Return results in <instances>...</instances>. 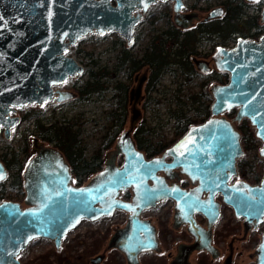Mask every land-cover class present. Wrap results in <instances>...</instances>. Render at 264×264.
I'll use <instances>...</instances> for the list:
<instances>
[{
  "label": "water",
  "instance_id": "water-1",
  "mask_svg": "<svg viewBox=\"0 0 264 264\" xmlns=\"http://www.w3.org/2000/svg\"><path fill=\"white\" fill-rule=\"evenodd\" d=\"M155 1L0 0L3 136L8 138L10 128L18 122V115L13 113L16 108L43 106L74 95L69 89L53 88L83 70L82 64L68 54L70 44L86 33L115 31L125 45H130L134 25ZM181 6V0H172L173 20L186 26L196 18V12H180ZM220 11L221 7L215 6L207 16ZM259 21L264 22V5ZM192 59L202 70L208 69L207 60ZM210 59L213 68L225 71L227 78L209 84L208 116L188 125L158 154L146 156L134 143L131 130L139 114L134 104L128 127L117 134L102 166L82 184L73 183L69 164L58 148L33 137V153L21 171V203L0 201V264H20L16 256L30 237L51 239L53 247L58 248L81 219L94 220L116 209L125 211L126 218L110 233L103 251L116 248L124 256V264H140V253L159 247L155 224L140 213L167 198L173 200L171 225L184 224L193 238L177 244L169 264H190L192 250L204 249L212 257L218 254L211 243V228L219 216L220 202L230 206L234 217L241 218L242 235L263 222L252 252L254 264H264V34L257 40L239 37L230 47L217 44ZM232 108L235 112L229 119L223 113ZM242 118L247 119L260 141L257 153L262 158V173L254 183L235 178L236 160L243 149L234 123ZM186 141L190 142L181 148ZM175 167L193 186L185 189L167 183L166 177H171ZM0 170L5 178L7 170L1 161ZM124 189L130 191L128 199L119 197ZM216 193L220 201L214 197ZM193 213L202 215L203 223ZM101 256L97 253L89 261L95 263Z\"/></svg>",
  "mask_w": 264,
  "mask_h": 264
},
{
  "label": "rangeland",
  "instance_id": "rangeland-1",
  "mask_svg": "<svg viewBox=\"0 0 264 264\" xmlns=\"http://www.w3.org/2000/svg\"><path fill=\"white\" fill-rule=\"evenodd\" d=\"M219 1L220 0H196L199 5L198 11L205 14L210 7L217 5ZM159 4V2L151 3L146 9V13L142 15L139 23H137L134 27L133 34L135 41L130 49L131 51H136L141 48V46L148 40L151 32H154L155 28H161L163 24L162 20L150 17L151 13L154 14L158 11ZM147 13L150 16H147ZM121 44H125L124 39L115 31H109L103 35L87 33L77 39L74 44H70L68 54L72 55L81 63H84L82 62L83 60H87L88 65L98 66V68L95 69L94 67H90L93 70H99L100 68L103 69L105 67L108 70H111L110 67L115 58L116 50H118V46ZM215 45L217 44H215L213 39L206 40V38H202L199 40L197 48H208L207 51L211 52ZM208 56L209 55H207V57ZM103 65L105 67H103ZM204 75L205 73L197 70L194 72L192 79H190V81H186L177 74H164L160 80L155 83L154 89L151 92V96H154L155 98L157 97L158 101L143 103L141 100L137 103L140 113L134 120L135 122L133 128L140 121L144 120V123L150 125L152 129L151 135H148L151 139L159 137L168 139L173 133V118L170 117L167 111V106L170 108L174 107L172 102L169 101V98L172 96L171 92L173 87L179 83L183 91L188 89L196 91L199 89L198 83L202 80ZM85 78L86 76L83 74L70 76L65 83L58 86L62 87V89L71 90L74 93V96L71 99H66L62 102H47L43 106L30 104L16 108L13 113L18 115L19 120L13 126L10 136L5 138L2 135V129H0V159L2 152L9 147L13 149L19 148V137H21L22 134H24L27 138V152L28 150H32L33 153V137H35L38 142L50 144L49 141L43 140L39 137L35 126V122L37 120L43 125H47L53 120H75L81 124L80 127L82 132L80 133V139L81 142L87 146L85 154H89L92 150L99 148V146L104 142V134L107 132V122L103 118L104 111L109 108L112 101L109 99L110 97L108 92L101 96L92 94L87 98L78 97V91L76 89L77 87H75V83L82 82ZM208 84L210 83H207V85L204 84L202 89L207 91ZM183 96L186 95L183 94ZM26 110H30L31 115L28 117H21V114H23ZM225 115L232 118L230 111L226 112ZM245 120L247 121V119ZM238 122H235V124ZM247 124L249 129L252 131L253 127L249 125L248 121ZM127 127L128 120L126 119L122 125V129ZM256 140L258 141V146H260V141L257 138ZM113 143L114 140L110 145L102 147L101 153L105 151L108 152L113 147ZM27 152L23 154L26 156L24 162L32 154L31 153L27 156ZM116 161L118 162V158H116ZM91 174L87 175L83 179V182H85ZM7 177L4 179V188L9 189V178ZM16 190L18 191V188L7 190L4 195H6L7 198L11 197L16 200H22L23 192L19 193V191L17 192ZM172 204L173 202L171 199H161L153 207H149L141 212L143 217L150 218L155 224L157 235L159 234L158 240L161 247V249L157 252L147 251L140 253L139 260L141 264H146L147 259H149L148 264H168L170 256L175 251L176 243L178 241L188 240L191 238L185 231L184 225H179L177 227H173L171 225L173 211ZM125 218V213L119 209L114 210L110 215H103L94 220L83 218L74 228L70 229L65 234L58 248L53 247L51 239L45 237H35L27 242L26 246L19 251L16 257L18 258L20 264H37V261L39 260L44 261V256L40 257L39 255L47 256V262L45 264H93L89 262V257L103 251L108 236L115 227L121 226L124 223ZM225 224L228 225L231 231L228 232L227 230H223V225ZM214 228L218 229L219 232L222 233L221 236L218 237V239L221 240V245H219L220 256L215 260V258H210L206 253L193 251L189 256L191 264H222V258L228 251V244H231L232 246L230 264H254V254L252 251L258 236H256L253 241H250L249 238L253 235H251V232L248 231L246 235L248 238L245 237L242 239L240 237L242 232L241 220L240 218L232 215L231 209L228 205L222 204L220 216L215 222ZM160 234H163L162 237ZM164 237L167 243L162 245L160 240H163ZM95 242H99V247L95 251L91 252L90 248ZM201 258L206 259V261L201 260ZM122 263H124L123 254L116 248L111 247L105 249L104 257L100 260V262L94 264Z\"/></svg>",
  "mask_w": 264,
  "mask_h": 264
},
{
  "label": "trees",
  "instance_id": "trees-1",
  "mask_svg": "<svg viewBox=\"0 0 264 264\" xmlns=\"http://www.w3.org/2000/svg\"><path fill=\"white\" fill-rule=\"evenodd\" d=\"M223 13L220 16L202 20L192 27V30L184 31L179 40L159 39V31L154 30L149 35L144 45L136 51H131L124 44L118 46L115 58L108 70L104 65L95 73L90 67L87 69L84 81L75 83L78 97H87L93 92H98L99 96L108 92L109 99L112 101L109 108L104 111L103 118L107 122L106 133L103 143L99 148L85 154L86 145L81 142L80 133L82 129L80 123L71 119L53 120L47 125H43L38 120L35 122L36 131L43 140L51 142L58 148L66 158L73 175V183L81 184L83 179L98 170L102 164L101 148L110 145L117 134L121 131L122 125L126 119L127 112V80L130 73L137 70L141 65L147 64L148 78L144 86L145 101H158V98L151 96L154 89V83L158 82L164 74H177L186 81H190L194 71L190 66L188 54L195 52L194 44L201 33L207 34V37L214 40L215 43L224 42L232 33L244 34L249 27L255 26L258 30L264 31V24H259L254 16L250 15L240 19L243 9L247 2L244 0H221ZM175 41H177L175 43ZM175 47V48H174ZM95 69V68H94ZM115 70L117 74L120 70L124 71L123 79L114 80L111 71ZM227 73L225 71L212 69L202 77L198 83V90L183 91L178 83L173 87L172 96L169 101L174 105L173 108L167 106V111L172 122V135L166 139L159 137L151 139V127L140 121L132 130V137L137 148L141 149L146 156H152L159 153L165 146L174 141L188 125L197 123L208 116V104L210 96L208 90H203L202 86L210 82L226 81ZM209 81V82H208ZM209 85V84H208ZM185 94L186 96H183ZM31 115L30 110H26L21 117ZM236 127L240 132V143L244 153L236 161L237 177L257 181L262 173L263 163L257 156L258 141L253 136L245 119L240 120ZM20 146L17 149L9 147L1 154V160L7 170V178L11 186H19L21 190L22 177L21 171L27 152V138L21 135ZM32 153L28 150L27 156ZM129 191L124 190V195L128 196ZM99 247V242H95L90 248L91 252ZM44 261L39 260L37 264L47 262L46 255Z\"/></svg>",
  "mask_w": 264,
  "mask_h": 264
},
{
  "label": "flooded vegetation",
  "instance_id": "flooded-vegetation-1",
  "mask_svg": "<svg viewBox=\"0 0 264 264\" xmlns=\"http://www.w3.org/2000/svg\"><path fill=\"white\" fill-rule=\"evenodd\" d=\"M164 1H169V2H164ZM182 1V6H181V8H180V12H190V11H195L196 12V18H193V19H191L190 21H189V23L186 25V26H180V25H178V24H175L174 23V20H173V11H172V0H157V1H155V2H159L160 4H159V9H158V11L156 12V13H151V16L147 13V16H150V17H153V18H159V19H161L162 20V22H163V24H162V26H161V28H155V30H157V31H159V39H161L162 41H163V38L164 39H171V40H173V39H176V40H179V38L181 37V35L182 34H184V31H187V30H192V27L194 26V25H196V23H198V22H200V21H202V20H206V19H208V18H212V17H217V16H220L222 13H223V10H224V8H223V5H222V3H221V0L218 2V4L217 5H214V6H212V7H210V9H212L213 7H215V6H220L221 7V11H220V13L218 14V15H215V16H207V13H208V11L210 10H207L206 12H205V14H202V13H200L199 11H198V8H199V5L197 4V2H196V0H181ZM245 1V0H244ZM113 2V1H112ZM155 2H152V3H155ZM245 2H247V5H245V7H244V9H243V13L241 14V16H240V19H242V18H246V17H248V16H250V15H252V16H254L255 17V19L257 20V22L259 23V24H264V22H261V21H259V17H260V11H261V9H262V7H263V5H264V2L262 1V0H255V1H250V2H248V1H245ZM165 3H167V4H165ZM151 4V3H150ZM150 4L145 8V10L141 13V16H140V18H139V20H138V22L137 23H139V21H140V19H141V17H142V15L143 14H145L146 13V9L150 6ZM255 12V13H254ZM152 18V19H153ZM195 21V22H194ZM194 22V23H193ZM136 23V24H137ZM136 24L134 25V27L136 26ZM133 32H134V29H133ZM107 33V32H106ZM151 33H153V32H151ZM87 34V33H86ZM95 34V33H94ZM105 34V33H104ZM260 34H264V31H262V30H258V28H256L255 26H251V27H249V29H248V31L246 32V33H244V34H239V33H232V34H230L229 36H228V38L224 41V42H222V43H219V42H217V43H215V44H219V45H223L224 47H230V46H232V45H234L235 44V41L237 40V38H239V37H242V38H248V39H254V40H257L258 39V37L260 36ZM96 35H99V34H96ZM202 38H206V40H211L210 39V37H207V34H203V33H201L200 35H199V38L195 41V44H194V49H195V52L194 53H192V51L188 54V58H189V60H190V66H191V68L193 69V71L195 72V71H200V72H203V73H205V74H207V73H209L210 71H212V69H214L213 68V66H212V61H211V59H210V55H211V53L214 51V49H215V47L213 48V50L211 51V52H208L207 50H208V48L207 49H198L197 47H198V45H199V40L200 39H202ZM134 34H133V40H132V42H131V44L130 45H125V46H128L130 49H131V47L133 46V43H134ZM177 41H175V43H176ZM231 42V43H230ZM216 46V45H215ZM175 48V47H174ZM209 53V54H208ZM207 55H209L208 57H207ZM192 57H195V58H198V59H203V60H207V66H208V69H201V68H199L198 67V64L192 59ZM82 62H84V63H81L82 64V66H83V70H82V72L80 73V74H83V75H85V76H88V74H87V69L90 67V65H88V62H87V60H83ZM94 66V68H98V66L96 67V65H93ZM216 70V69H215ZM147 71H148V66H147V64H144V65H141L137 70H134L132 73H130V78L127 80V98H126V105L128 106L127 107V112H126V119L128 120L129 119V117H130V109H131V106H132V104H134V105H136V107H137V109H138V113H140L139 112V107L137 106V103H139L141 100L143 101V103L144 102H146L145 101V89H144V86H145V84H146V82H147V78H148V74H147ZM96 74L97 73H99V70L97 69L96 70V72H95ZM115 74V76H113ZM111 75L113 76L112 78L114 79V80H116V79H123L124 78V71L123 70H120L117 74L115 73V70H112L111 71ZM74 76V75H73ZM69 78V77H68ZM67 78V79H68ZM66 79V80H67ZM191 79H192V77H191ZM66 82V81H65ZM65 82H63V83H65ZM225 82V81H224ZM62 83V84H63ZM157 83V82H156ZM211 83V82H210ZM155 84V83H154ZM209 86V85H208ZM53 88H58V89H62V87H58V86H55V87H53ZM134 89H136V91L134 90ZM209 93V92H208ZM92 94H97L98 96H99V94H98V92H93ZM92 94H89V95H92ZM88 95V96H89ZM74 96V95H73ZM72 96V97H73ZM87 96V97H88ZM72 97H70V98H68V99H71ZM86 97V98H87ZM64 100H66V99H64ZM64 100H62V101H64ZM210 100H211V98H210ZM62 101H59V102H62ZM230 111V114L233 116L234 115V112H235V109L234 108H232V109H230L229 110ZM229 111H226V112H229ZM225 112V113H226ZM225 113H224V115H225ZM128 115V116H127ZM139 115V114H138ZM227 115H228V113H227ZM226 116V115H225ZM227 117V116H226ZM230 117V116H229ZM229 117H227V118H229ZM125 119V120H126ZM229 119H231V118H229ZM242 119H245V118H242ZM241 119V120H242ZM18 120H19V118H18ZM137 120H139V119H137ZM135 122V121H134ZM235 124V123H234ZM235 126H236V124H235ZM12 128L13 127H11L10 128V132H11V130H12ZM237 128V127H236ZM0 129H2V127H0ZM238 129V128H237ZM239 131V130H238ZM252 132H253V130H252ZM240 133V132H239ZM2 135H3V133H2ZM253 136H254V134H253ZM133 138V137H132ZM255 138V137H254ZM173 142V141H172ZM49 144V143H48ZM241 144V143H240ZM50 145H52L51 144V142H50ZM169 145V144H168ZM53 146V145H52ZM166 147V146H165ZM259 147V146H258ZM258 147H257V149H258ZM162 151V150H161ZM160 151V152H161ZM257 151V150H256ZM159 152V153H160ZM243 153H244V150H243ZM257 153V152H256ZM158 154V153H157ZM106 155H107V151H105V152H103L102 153V163L104 162V159L106 158ZM243 155V154H242ZM241 155V156H242ZM257 155H258V153H257ZM240 156V157H241ZM258 157L261 159V161H262V158L258 155ZM118 158V162L116 161V163H120V160H121V158L118 156L117 157ZM66 159V158H65ZM0 161L2 162V160L0 159ZM67 161V160H66ZM237 161V160H236ZM3 163V162H2ZM263 163V162H262ZM237 170V169H236ZM6 176H7V174H6ZM6 176H5V178H6ZM73 176V175H72ZM4 178V179H5ZM235 178H240V177H237V175L235 176ZM0 180V201H2V200H7V199H10V200H16V199H14V198H7L6 197V195H4L5 193H6V191L7 190H11L12 188H18V191H19V193H22L23 192V189H22V184H21V190L22 191H20V187L19 186H16V185H14V186H11V184H10V180H8V185H9V189H6V188H4L5 186H4V182H5V180ZM246 180V179H245ZM166 181H167V183H176V184H178L181 188H185V189H188V188H190L191 186H193V183L191 184V182H190V180L188 179V177L184 174V173H181V172H179L178 171V168L177 167H175L174 169H172V175H171V177H166ZM248 182H250V183H254V182H256V181H254V182H251V181H249V180H247ZM82 184V183H81ZM124 190H128L129 191V189H124ZM124 190L122 191V192H120L119 193V197H121V198H124V199H128V197H129V195H130V191H129V194H128V196H126V195H124ZM17 191V190H16ZM17 191V192H18ZM214 197L215 198H217L219 201H220V196H219V194L218 193H216L215 195H214ZM169 199V198H168ZM19 202L21 203V200H19ZM172 202H173V200H172ZM222 204L223 203H221L220 202V205H219V216H220V212H221V206H222ZM156 205V204H155ZM172 206H173V204H172ZM230 207V206H229ZM231 209V208H230ZM120 210V209H119ZM144 210H146V209H144ZM173 210V209H172ZM122 212H124L125 213V215H126V212L125 211H123V210H121ZM143 211V210H142ZM231 212H232V210H231ZM233 215V214H232ZM140 216H142L141 215V213H140ZM193 216H194V218L199 222V223H203V220H204V218L202 217V215H200L199 213H193ZM218 216V217H219ZM218 219V218H217ZM240 220H241V218H240ZM217 221V220H216ZM181 225H184V224H181ZM214 225H215V223H214ZM214 225L212 226V228H211V243L212 244H214L216 247H217V249H218V254L216 255V256H214V257H212L210 254H209V252H207L206 250H204V249H199V250H192L191 252H193V251H199V252H202V253H206V254H208L209 255V257L210 258H215V260L220 256V246L219 245H221V240L220 239H218V237L219 236H221V232H219V230L218 229H215L214 228ZM185 226V225H184ZM223 230L225 231V230H227L228 232L229 231H231V229L228 227V225H223ZM242 227V226H241ZM184 229H185V227H184ZM262 230H263V222L262 223H258V224H256L254 227H250L247 231H246V233L244 234V235H242V232H241V238L243 239V238H245L246 237V235H247V232L248 231H250L251 232V235H253V236H251V238H249L250 239V241H253L255 238H256V236H258L259 237V235H260V233L262 232ZM156 233H157V231H156ZM159 235V234H158ZM158 235H157V238H158ZM161 235V234H160ZM163 235V234H162ZM162 235H161V237H162ZM190 236V235H189ZM191 237V236H190ZM258 237H257V239H256V242L258 241ZM246 238H248V237H246ZM192 237L190 238V239H188V240H181V241H178L177 243H176V245H175V250H176V247H177V244L178 243H180V242H191L192 241ZM161 241V244L163 245H165L167 242H166V239H165V237H164V239L163 240H160ZM158 250H156V251H154V252H157V251H159L160 249H161V247H160V244H159V240H158ZM103 252V253H102ZM102 252H100L101 254H102V256H101V258L99 259V260H97L95 263H98V262H100V260L104 257V252H105V250L104 251H102ZM191 252H190V254H191ZM175 254V251H174V253L170 256V258H169V260H168V264H169V261L171 260V258H172V256ZM190 254H189V256H190ZM231 255H232V246H231V244H228V251H227V253L224 255V257L222 258V260H223V262H222V264H225V260L228 258V264H230V262H231ZM189 256H188V258H189ZM201 260H204V261H206V259H202L201 258ZM149 259H147V263L146 264H148L149 262ZM189 261H190V259H189ZM90 262V261H89ZM139 262H140V260H139ZM91 263V262H90ZM94 264V263H93ZM122 264H124V263H122ZM140 264H141V262H140ZM190 264H191V262H190Z\"/></svg>",
  "mask_w": 264,
  "mask_h": 264
},
{
  "label": "snow or ice",
  "instance_id": "snow-or-ice-1",
  "mask_svg": "<svg viewBox=\"0 0 264 264\" xmlns=\"http://www.w3.org/2000/svg\"><path fill=\"white\" fill-rule=\"evenodd\" d=\"M189 142L190 141H186L185 144L181 145V148H185L187 146V143H189ZM262 154H264V150H262ZM0 179H4V174H3L2 170H0ZM80 191L83 192L84 190L81 189ZM30 239H31V237H30ZM261 247H262V249H264V245H262Z\"/></svg>",
  "mask_w": 264,
  "mask_h": 264
}]
</instances>
